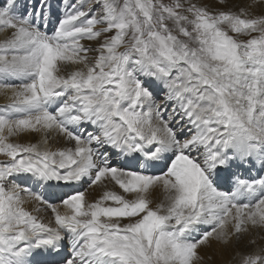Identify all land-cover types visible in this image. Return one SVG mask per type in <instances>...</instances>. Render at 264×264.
I'll use <instances>...</instances> for the list:
<instances>
[{
	"label": "snow or ice",
	"instance_id": "snow-or-ice-1",
	"mask_svg": "<svg viewBox=\"0 0 264 264\" xmlns=\"http://www.w3.org/2000/svg\"><path fill=\"white\" fill-rule=\"evenodd\" d=\"M0 33V264H264V0H0Z\"/></svg>",
	"mask_w": 264,
	"mask_h": 264
},
{
	"label": "bare ground",
	"instance_id": "bare-ground-1",
	"mask_svg": "<svg viewBox=\"0 0 264 264\" xmlns=\"http://www.w3.org/2000/svg\"><path fill=\"white\" fill-rule=\"evenodd\" d=\"M6 34L0 33V39H3ZM8 103V96L5 95L3 92H0V106ZM246 173H244L245 178L255 177L258 173V169H245L242 168ZM240 172V171H239ZM243 173V172H242ZM25 183H29L27 181H24ZM95 195H99V192L95 193ZM58 201V200H57ZM33 204L29 203L26 204V207H28L30 210L33 208ZM46 219H50V214L45 217ZM233 247H229L228 249L223 250L222 252H218L216 256L214 257V260L212 261V264H230L231 257H232Z\"/></svg>",
	"mask_w": 264,
	"mask_h": 264
},
{
	"label": "rangeland",
	"instance_id": "rangeland-1",
	"mask_svg": "<svg viewBox=\"0 0 264 264\" xmlns=\"http://www.w3.org/2000/svg\"><path fill=\"white\" fill-rule=\"evenodd\" d=\"M165 2H167V0H165ZM206 2H207V0H206ZM2 159H4L3 157H0V160H2ZM239 171H240V173L244 176V173H246V171H244L242 168L241 169H239ZM243 172V173H242ZM259 175H261V173H257L256 174V176L255 177H258ZM251 176H249V178H250ZM248 178V177H247ZM54 202H58L57 200H55Z\"/></svg>",
	"mask_w": 264,
	"mask_h": 264
}]
</instances>
